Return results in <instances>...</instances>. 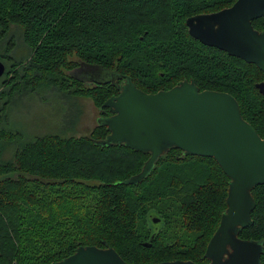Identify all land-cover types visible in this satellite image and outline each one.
I'll use <instances>...</instances> for the list:
<instances>
[{"label":"trees","instance_id":"16d2710c","mask_svg":"<svg viewBox=\"0 0 264 264\" xmlns=\"http://www.w3.org/2000/svg\"><path fill=\"white\" fill-rule=\"evenodd\" d=\"M233 1L208 5L217 11ZM198 12L209 11L192 0H0V39L9 40L7 56L0 55L7 70L0 98L28 85L34 89L39 71L58 90L89 98L99 109L125 75L148 93L193 79L199 90L233 95L242 117L264 135V95L254 85L263 72L190 36L185 19ZM254 28L264 31V18ZM13 31L27 49L16 60L8 57L18 43ZM30 68L28 78L23 69ZM89 68L100 75L97 81L83 75ZM7 107L4 100L0 264H50L81 245L110 246L130 264L207 262L203 255L226 208L228 185L212 157L170 149L141 182L123 184L149 154L96 144L108 133L100 125L81 136L26 134L8 125ZM25 135L32 138L22 140ZM5 150L10 158L4 159ZM252 195V224L239 237L264 245V185Z\"/></svg>","mask_w":264,"mask_h":264},{"label":"water","instance_id":"95a60500","mask_svg":"<svg viewBox=\"0 0 264 264\" xmlns=\"http://www.w3.org/2000/svg\"><path fill=\"white\" fill-rule=\"evenodd\" d=\"M261 16L264 0H235L217 11L190 16L185 24L189 35L202 44L255 64L264 72V31L252 24ZM4 70L0 60V76ZM85 72L90 79L100 78L90 68ZM102 72L107 76L108 72ZM263 85V81L256 84L261 91ZM117 88V94L100 107L111 114L98 118V125L108 133L95 143L122 144L149 154L139 173L121 183L138 184L157 159L174 148L185 154L212 157L228 177L226 208L203 255L207 262L176 259L148 264H261L263 242L242 239L239 234L252 224V189L264 185V138L242 117L235 97L225 91L199 90L193 79L148 93L125 75ZM50 264L130 263L110 246L81 245Z\"/></svg>","mask_w":264,"mask_h":264},{"label":"rangeland","instance_id":"374dc122","mask_svg":"<svg viewBox=\"0 0 264 264\" xmlns=\"http://www.w3.org/2000/svg\"><path fill=\"white\" fill-rule=\"evenodd\" d=\"M192 1L197 4L200 10L214 11L211 10V5H208L210 0ZM11 34L15 35L14 39L18 43L14 45V49L12 48V54L10 53L8 57L14 56L16 59H21L26 55L27 49L22 43L21 38L18 35L16 36V31H13ZM8 44V39H0V55H2V53H5L6 55ZM6 56L3 54V58L8 59L5 63L6 65H10L13 61ZM23 70L26 77L28 76V78H31L33 75L31 68L29 70ZM158 73L160 72L158 71ZM83 75L88 77L86 72H83ZM38 77V82L34 86V89H31V87H29L30 85H28L27 87L25 86V88L17 90L12 96H10L7 91L5 92L7 94L0 98V105H2L4 100L8 104L4 114L8 122H10L8 125L11 128L16 130L19 128V131L26 134L57 133L60 135L81 136L88 134L96 125H98L97 109L91 99L83 97L76 98L70 93H63L58 90V85L52 82L53 79L49 80L52 77H46L41 71H39ZM4 80V78H0V82H3ZM172 83L174 82L170 81L162 83L160 81L158 84L167 85ZM11 122L13 123L11 124ZM16 126L18 128H15ZM6 132L9 133V129H6ZM31 136L32 135H25L22 140L30 139L32 138ZM3 157L4 159L10 158V150H5Z\"/></svg>","mask_w":264,"mask_h":264},{"label":"flooded vegetation","instance_id":"af4514ba","mask_svg":"<svg viewBox=\"0 0 264 264\" xmlns=\"http://www.w3.org/2000/svg\"><path fill=\"white\" fill-rule=\"evenodd\" d=\"M226 7H228V6H226ZM210 12H213V11H209V12H198V13H195V14H192V15H190V16H193V15H196V14H199V13H210ZM189 16V17H190ZM188 18V17H187ZM261 18H264V16H261V17H258V18H255V19H253L252 20V24H253V27H254V22L256 21V20H259V19H261ZM185 21H186V19H185ZM186 25V24H185ZM187 27V26H186ZM187 30H188V28H187ZM197 40V39H196ZM201 43V42H200ZM4 64V63H3ZM4 66H5V64H4ZM7 70H6V67H5V70H4V73L6 72ZM263 72V71H262ZM131 77V76H130ZM132 79V78H131ZM120 81H119V83H117L118 81H116L115 80V85L118 87V85L119 84H121L123 81H124V77H120V79H119ZM264 82V72H263V77L258 81L259 83L260 82ZM258 82H255L254 83V85H255V87L257 88V90L259 91V93H261L262 95H264V85L262 86V90L263 91H261L260 89H259V87H257L256 86V84L258 83ZM171 88V87H170ZM164 90V89H163ZM117 94V93H116ZM97 109V113H98V116H97V124H98V118H100L101 116H107V115H109V114H111L110 112H109V110L106 108V107H104V108H101V109H99V108H96ZM255 128V127H254ZM256 130V129H255ZM260 136L262 137V138H264V135H261L260 134Z\"/></svg>","mask_w":264,"mask_h":264}]
</instances>
